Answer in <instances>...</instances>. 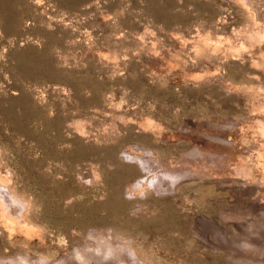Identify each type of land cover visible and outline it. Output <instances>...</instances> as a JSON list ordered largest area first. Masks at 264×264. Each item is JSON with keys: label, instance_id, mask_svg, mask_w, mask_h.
<instances>
[{"label": "rangeland", "instance_id": "rangeland-1", "mask_svg": "<svg viewBox=\"0 0 264 264\" xmlns=\"http://www.w3.org/2000/svg\"><path fill=\"white\" fill-rule=\"evenodd\" d=\"M8 263L264 264V0H0Z\"/></svg>", "mask_w": 264, "mask_h": 264}, {"label": "bare ground", "instance_id": "bare-ground-1", "mask_svg": "<svg viewBox=\"0 0 264 264\" xmlns=\"http://www.w3.org/2000/svg\"><path fill=\"white\" fill-rule=\"evenodd\" d=\"M105 255V254H104ZM107 256V255H106ZM19 259V258H18ZM83 260V259H82ZM19 261V260H18ZM3 262V261H2ZM11 262V261H10ZM20 262V261H19ZM13 263V262H12ZM16 263H17V259H16ZM22 263V262H21ZM9 264V263H8Z\"/></svg>", "mask_w": 264, "mask_h": 264}]
</instances>
